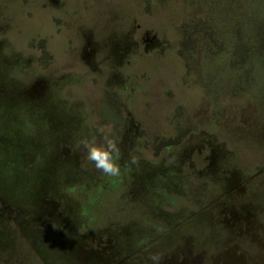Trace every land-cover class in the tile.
<instances>
[{"label":"rangeland","instance_id":"rangeland-1","mask_svg":"<svg viewBox=\"0 0 264 264\" xmlns=\"http://www.w3.org/2000/svg\"><path fill=\"white\" fill-rule=\"evenodd\" d=\"M204 1L0 0V264H264V62L188 65Z\"/></svg>","mask_w":264,"mask_h":264},{"label":"trees","instance_id":"trees-1","mask_svg":"<svg viewBox=\"0 0 264 264\" xmlns=\"http://www.w3.org/2000/svg\"><path fill=\"white\" fill-rule=\"evenodd\" d=\"M202 8V20L187 23V27L192 25L195 29L183 30V55L188 65L194 66L185 51L190 49L193 54L202 38V61L233 60L238 72L234 87L254 88L250 78L244 76L250 70L246 66L250 60L264 62V0H205ZM190 39L193 42L188 45Z\"/></svg>","mask_w":264,"mask_h":264},{"label":"clouds","instance_id":"clouds-1","mask_svg":"<svg viewBox=\"0 0 264 264\" xmlns=\"http://www.w3.org/2000/svg\"><path fill=\"white\" fill-rule=\"evenodd\" d=\"M100 136L91 135L82 138L78 142V147L84 151L86 162L92 164L96 170L107 177L120 175L121 168L119 161L122 156L119 143L112 136L110 127L100 128ZM139 159L132 155L128 161V166H139ZM151 264H161L162 256L150 254Z\"/></svg>","mask_w":264,"mask_h":264}]
</instances>
